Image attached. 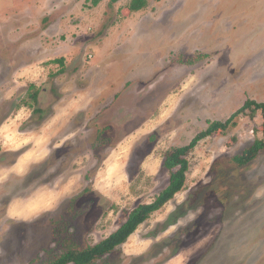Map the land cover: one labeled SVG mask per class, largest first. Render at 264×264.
I'll return each mask as SVG.
<instances>
[{"label": "rangeland", "instance_id": "1", "mask_svg": "<svg viewBox=\"0 0 264 264\" xmlns=\"http://www.w3.org/2000/svg\"><path fill=\"white\" fill-rule=\"evenodd\" d=\"M130 1L0 0V126L26 107L23 128L52 134L0 140V264L107 238L168 185L167 150L264 102V0ZM262 121L247 110L201 140L183 189L101 264H264V151L233 160Z\"/></svg>", "mask_w": 264, "mask_h": 264}, {"label": "trees", "instance_id": "2", "mask_svg": "<svg viewBox=\"0 0 264 264\" xmlns=\"http://www.w3.org/2000/svg\"><path fill=\"white\" fill-rule=\"evenodd\" d=\"M90 1L93 6H96L102 0ZM118 1L119 0H110V4ZM147 5L148 0H131L128 8L131 11H139ZM53 62L63 65L64 58L55 59ZM33 98L35 100L38 98V91L33 93ZM38 110L39 109L37 108L34 109V111ZM247 110H251L252 113L261 110L263 119L262 136L256 138L241 154L234 156L233 160L240 166H244L254 160L264 151V102L248 98L227 120H214L209 122V126L205 130L197 133L188 144L173 147L165 152L163 167L170 172L169 183L156 196L154 201L137 205L129 213L127 220L116 231L102 241L81 250L70 246L67 251L52 259L48 264H68L70 262L75 264H97L100 262L101 264V261L106 255L112 253L118 246L126 242V240L137 230L139 225L144 223L152 213L161 209L183 189L186 182V174L190 166L188 155L195 149L198 143L219 130L227 129L237 115L245 113Z\"/></svg>", "mask_w": 264, "mask_h": 264}, {"label": "crops", "instance_id": "3", "mask_svg": "<svg viewBox=\"0 0 264 264\" xmlns=\"http://www.w3.org/2000/svg\"><path fill=\"white\" fill-rule=\"evenodd\" d=\"M25 109H26V107H25ZM25 109L20 111V113L16 112V114L15 113L12 114L11 115L12 117L9 116L6 120H4V122H2L3 124L0 126L1 127L0 128V140H3L2 138H5V139L6 138L7 139L15 138L16 140H19V139L26 137L29 134L30 138H34L35 140H38V142H41L44 140V137H47V138L49 136L51 137L52 134H48V133H45V131H43V130H46L45 127L43 130H40L41 132L40 131L38 132V130H35V129L32 130V129L23 128V127H25V125H28L29 123L31 124V122H33L32 117H30L32 115V112H31V114H30V111L28 113H26L27 111L24 112ZM19 116L24 118L23 121H19L20 123L19 122L14 123V119L15 118L19 119ZM60 121L57 122V125H59V126H57V130H55V132H58L61 129L63 130V128H65L67 123L71 120L69 117H67L66 120L65 119L62 120L61 124H60ZM5 125L9 126V128L4 129ZM46 126H48V124ZM41 148H43V147H41ZM5 150L9 151L10 149H5ZM41 152H42L41 149H36L31 153H28L25 151L22 154H20L18 156V158L15 160V162L13 163V169L15 170L14 173L17 174L19 172V169H22V167H25L24 164H26L27 162H28V164L30 163V165L28 168L25 167L26 168L25 173L30 171V169L35 166L36 161H33V160H37V159H33V158H37L38 156H40ZM16 176L19 177V175H16ZM15 180H16V177H15ZM15 180H14V182H15ZM1 182L2 181L0 179V183ZM12 183H13V181L9 184H12ZM0 187H1V185H0Z\"/></svg>", "mask_w": 264, "mask_h": 264}]
</instances>
